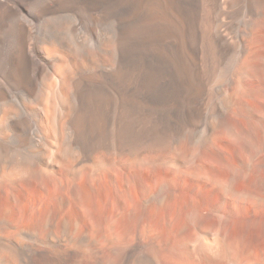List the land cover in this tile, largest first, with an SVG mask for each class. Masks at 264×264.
<instances>
[{
	"label": "bare ground",
	"instance_id": "6f19581e",
	"mask_svg": "<svg viewBox=\"0 0 264 264\" xmlns=\"http://www.w3.org/2000/svg\"><path fill=\"white\" fill-rule=\"evenodd\" d=\"M194 1L218 52L230 13L250 29L264 16V0ZM187 6L0 0V264H80L67 248L46 252L63 246L56 225L81 245V264H264V182L189 195L134 169L151 150L138 126L174 98L166 85L202 84L184 45Z\"/></svg>",
	"mask_w": 264,
	"mask_h": 264
},
{
	"label": "rangeland",
	"instance_id": "374dc122",
	"mask_svg": "<svg viewBox=\"0 0 264 264\" xmlns=\"http://www.w3.org/2000/svg\"><path fill=\"white\" fill-rule=\"evenodd\" d=\"M187 5L184 45L191 67L202 84L190 90L182 89L179 84L166 85L167 89L175 88L174 98L163 105L152 121L138 126L141 133L148 136L146 147L154 152L148 151L145 164L135 163L134 169L138 170L141 181L148 178L175 180L180 184L177 191L189 195L220 193L212 186L213 181L264 182V16L256 19L250 29L245 26L243 12L230 13L223 19L228 51L224 48L223 52H218L219 48L213 46L206 34L208 24L202 16V4L197 6L194 0H187ZM203 35H207L206 38ZM228 93L235 96L233 103L225 107ZM140 128H134V137ZM29 195L36 196L34 192ZM59 226H55L57 236L54 237L59 238L63 246H50L45 251L68 249L70 259L81 264V245L73 249L68 242L69 235ZM5 231L8 234L10 230ZM34 259L42 261L49 257L35 256Z\"/></svg>",
	"mask_w": 264,
	"mask_h": 264
}]
</instances>
